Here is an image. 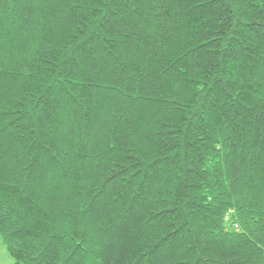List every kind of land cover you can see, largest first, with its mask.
Wrapping results in <instances>:
<instances>
[{
	"label": "trees",
	"instance_id": "1",
	"mask_svg": "<svg viewBox=\"0 0 264 264\" xmlns=\"http://www.w3.org/2000/svg\"><path fill=\"white\" fill-rule=\"evenodd\" d=\"M0 236L14 264H264V0H0Z\"/></svg>",
	"mask_w": 264,
	"mask_h": 264
},
{
	"label": "rangeland",
	"instance_id": "2",
	"mask_svg": "<svg viewBox=\"0 0 264 264\" xmlns=\"http://www.w3.org/2000/svg\"><path fill=\"white\" fill-rule=\"evenodd\" d=\"M14 260L9 255L6 246L0 236V264H14Z\"/></svg>",
	"mask_w": 264,
	"mask_h": 264
}]
</instances>
